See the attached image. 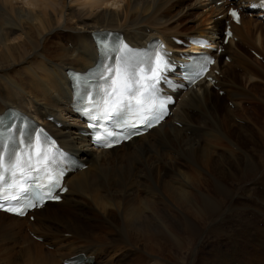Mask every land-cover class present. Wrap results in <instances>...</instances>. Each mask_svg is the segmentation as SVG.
<instances>
[{"label":"bare ground","instance_id":"1","mask_svg":"<svg viewBox=\"0 0 264 264\" xmlns=\"http://www.w3.org/2000/svg\"><path fill=\"white\" fill-rule=\"evenodd\" d=\"M217 1L0 0V113L39 119L86 164L32 221L0 212V264H264V24L242 17L223 44ZM102 30L134 45L215 34L219 88L199 82L156 128L94 149L66 70L94 64Z\"/></svg>","mask_w":264,"mask_h":264},{"label":"snow or ice","instance_id":"2","mask_svg":"<svg viewBox=\"0 0 264 264\" xmlns=\"http://www.w3.org/2000/svg\"><path fill=\"white\" fill-rule=\"evenodd\" d=\"M261 7H264V0H261ZM255 7V5H253ZM234 18L238 19V14L236 10H231L230 13ZM125 47H127L125 45ZM162 47V46H161ZM167 54L164 53L160 55L159 57V62L157 63L156 67L152 69V77L150 78L151 81H159L162 78V73L163 71L168 67V63L165 60V56ZM120 64L119 67L113 69L111 65L108 66L107 71L109 73H112L115 71L116 73V79L112 80V91L108 93L109 99H112L115 97V99H112V102L109 103V100H105V103L108 104V107L104 111V119H112L115 116H118L121 112L125 111L128 107L132 105V102L135 101L136 105L140 106L142 109V101L138 99L135 95L132 93L136 91L134 89V84L138 83L137 81L134 80V68L133 66L127 61L124 60L123 57L120 58L118 61ZM121 73H123V77L121 76ZM110 78V77H109ZM107 79V78H106ZM149 90H151L153 93L156 90V83H149L147 87L144 88V92L141 93L143 95L144 93H147ZM105 92L107 93L108 90L105 89ZM87 111V110H86ZM92 119L99 120V117H91ZM147 127H151L152 124L150 121H145ZM99 140L100 137H97ZM47 160V157H45ZM3 157L0 156V164H2ZM17 167H19V161L17 164ZM22 171V170H21ZM15 175V173H13ZM3 179V176L0 175V180ZM18 190L23 193L25 191V188L23 185H20L18 187ZM49 198H54V199H59V196L52 197L51 193L47 194ZM10 200H16L19 202V197L13 196L10 198ZM37 205L33 203H26L25 207L31 208L35 207ZM0 208H3V204H0ZM5 211L8 212H14L20 215L24 214V210L22 208H7Z\"/></svg>","mask_w":264,"mask_h":264},{"label":"rangeland","instance_id":"3","mask_svg":"<svg viewBox=\"0 0 264 264\" xmlns=\"http://www.w3.org/2000/svg\"><path fill=\"white\" fill-rule=\"evenodd\" d=\"M193 16V18H197V15L194 13V14H192L191 15V17ZM245 17H247V18H253L252 16H250L249 14L248 15H246ZM264 24V23H263ZM189 25V24H188ZM237 45H239L240 46V48H241V51L243 52V51H245V52H248L249 54H251V55H253L252 54V52H251V49L250 48H244L243 47V44L241 43V41L239 40V41H237ZM263 63H264V61H263ZM263 66H264V64H262ZM237 70H240L241 71V69L240 68H236ZM228 103V102H227ZM242 104H243V106H245V107H247V103H245V102H242ZM245 104V105H244ZM228 105V104H227ZM229 105H231V104H229ZM228 105V106H229ZM260 111H259V114H260V116L261 117H264V104H262L261 105V109H259ZM123 250L122 251H118V252H116V254L115 255H111V257L113 258V260H114V258L116 259V258H118V257H120V256H122L123 255ZM105 260V259H104ZM102 263L104 262V261H101ZM101 262L99 263V264H101ZM236 262H239V263H241L242 261L241 260H237ZM219 264H221L222 262L221 261H219L218 262ZM104 264V263H103ZM106 264H108L107 262H106Z\"/></svg>","mask_w":264,"mask_h":264}]
</instances>
